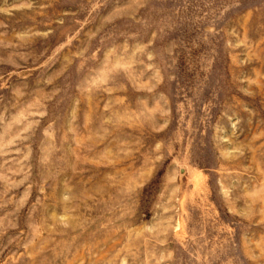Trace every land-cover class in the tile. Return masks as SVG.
Returning a JSON list of instances; mask_svg holds the SVG:
<instances>
[{"label":"rangeland","instance_id":"1","mask_svg":"<svg viewBox=\"0 0 264 264\" xmlns=\"http://www.w3.org/2000/svg\"><path fill=\"white\" fill-rule=\"evenodd\" d=\"M0 264H264V0H0Z\"/></svg>","mask_w":264,"mask_h":264}]
</instances>
